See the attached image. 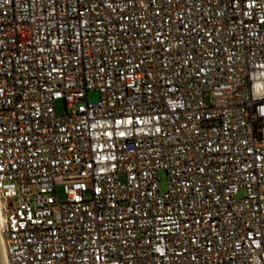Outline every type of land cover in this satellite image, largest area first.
<instances>
[{
	"label": "built area",
	"instance_id": "2783aa9c",
	"mask_svg": "<svg viewBox=\"0 0 264 264\" xmlns=\"http://www.w3.org/2000/svg\"><path fill=\"white\" fill-rule=\"evenodd\" d=\"M0 196L6 264H264V0H0Z\"/></svg>",
	"mask_w": 264,
	"mask_h": 264
},
{
	"label": "rangeland",
	"instance_id": "374dc122",
	"mask_svg": "<svg viewBox=\"0 0 264 264\" xmlns=\"http://www.w3.org/2000/svg\"><path fill=\"white\" fill-rule=\"evenodd\" d=\"M99 100V94L97 91H91L89 93V101L90 103H95ZM209 101V99H207ZM56 112L60 115L64 114L66 112V106L65 103L60 100L56 102ZM158 179H159V189L161 192H166L168 189V178L165 172L160 171L158 173ZM66 187L65 186H59L56 188V195L59 201H65L66 198ZM243 197V192H241L237 198Z\"/></svg>",
	"mask_w": 264,
	"mask_h": 264
},
{
	"label": "water",
	"instance_id": "95a60500",
	"mask_svg": "<svg viewBox=\"0 0 264 264\" xmlns=\"http://www.w3.org/2000/svg\"><path fill=\"white\" fill-rule=\"evenodd\" d=\"M0 264H6L5 259H4V254H3V247H2V242H1V235H0Z\"/></svg>",
	"mask_w": 264,
	"mask_h": 264
},
{
	"label": "bare ground",
	"instance_id": "6f19581e",
	"mask_svg": "<svg viewBox=\"0 0 264 264\" xmlns=\"http://www.w3.org/2000/svg\"><path fill=\"white\" fill-rule=\"evenodd\" d=\"M0 206H1V196H0ZM0 222H1V210H0Z\"/></svg>",
	"mask_w": 264,
	"mask_h": 264
}]
</instances>
